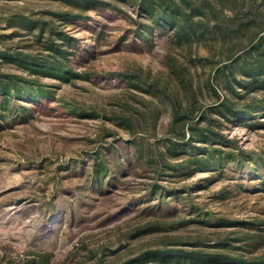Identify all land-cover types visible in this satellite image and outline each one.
I'll list each match as a JSON object with an SVG mask.
<instances>
[{
    "label": "rangeland",
    "instance_id": "1",
    "mask_svg": "<svg viewBox=\"0 0 264 264\" xmlns=\"http://www.w3.org/2000/svg\"><path fill=\"white\" fill-rule=\"evenodd\" d=\"M111 3L117 8L93 4L81 11L82 16L64 22L49 14L73 11L60 0H0V35L15 32L0 39L2 46L36 53L34 48L22 49L33 34L11 22L17 15L48 18L54 28L76 39L68 54L75 75L67 80L42 75L37 80L47 95L29 100L26 97L35 92L24 93L0 107V264H29L33 258L31 264H88L85 255L107 259L111 249L127 242L134 243L131 248L136 251L156 236L137 244L129 234L143 222L156 224L162 216L175 220L174 227L166 225L167 233L211 232L212 241L213 233L224 238L239 227L218 226L219 218L237 224L245 221L247 230L253 231L257 230V225L252 227L254 218L264 217L259 178L264 168L256 172V165L235 169L227 164L223 172L220 165L205 170L193 166L196 171L188 178L183 173L173 181L160 180V192L148 189L154 181L151 170L134 158L129 135L115 122L141 108L148 97L127 87L117 74L137 66L153 73L166 71L170 31L148 26L149 20L136 7ZM0 68L26 76L8 65ZM257 113L235 121L219 120L216 129L235 143L219 140L216 146L222 151L263 153L264 112ZM167 117L165 113L156 121L155 136L152 130L144 132V142L156 147V140L158 149H164ZM94 150L109 169L100 182L92 175ZM191 204L207 215L202 217L208 219L205 223L192 221L198 213ZM259 227L261 238L250 239L256 241L254 251L264 248V224Z\"/></svg>",
    "mask_w": 264,
    "mask_h": 264
},
{
    "label": "trees",
    "instance_id": "2",
    "mask_svg": "<svg viewBox=\"0 0 264 264\" xmlns=\"http://www.w3.org/2000/svg\"><path fill=\"white\" fill-rule=\"evenodd\" d=\"M60 1L62 6L73 11H50L49 14L64 22L82 16L81 11H87L93 4L117 8L111 3L117 1L136 7L149 20L148 26L170 31L171 45L164 56L166 71L153 73L137 66L117 74L127 87L148 97L141 108L117 117L115 122L129 135L134 158L150 168L154 181L148 189L152 193L160 192V180L173 181L176 175L183 173L188 178L196 171L193 166L205 170L220 165L222 172L227 164L235 169L256 165V172L264 168V152L256 157L242 149L222 151L216 146L219 140L233 141L216 129L219 120L235 121L258 114L259 110L264 112V0ZM11 22L33 34L22 49L34 48L36 53L2 46L0 41V66L8 65L26 74L1 71L0 68V107L3 104L9 106L12 97L24 93L35 92L36 95L26 97L29 100H36L40 94L47 95L37 80L42 75L67 80L76 74L68 64L70 47L76 41L74 37L54 28L48 18L17 15ZM14 33L0 35V39L11 38ZM200 73L204 76L200 77ZM29 75L35 79L27 77ZM165 113L168 117L161 141L164 149L160 150L156 140V147H152V143L144 142L142 136L147 130H152V136H155V123ZM91 154L94 158L91 164L93 179L100 182L109 169L99 151L94 150ZM169 159L178 161L170 163ZM259 178L263 191L264 176ZM191 208L198 213L193 222L203 224L208 220L202 218L206 214L200 207L191 204ZM174 221L162 216L156 224L143 222L128 237L138 244L140 239L156 236L155 242L145 240V246L136 251L131 248L134 243H124L111 249L107 259L97 258L89 251L91 254L85 255L90 260L88 264H103L104 260L111 264H264V248L254 251L252 246L256 241L250 240L261 238L262 227L259 225L264 224V217L254 218L252 227L257 225V230L253 231L247 230L250 227L245 221L237 224V220L219 218L218 226L239 227L228 231L224 238L220 232L213 233L214 241L209 237L211 232L199 236L167 233L166 225L174 227ZM162 230L163 233H159ZM234 241H240L242 245L237 247ZM34 261L33 258L29 264Z\"/></svg>",
    "mask_w": 264,
    "mask_h": 264
}]
</instances>
